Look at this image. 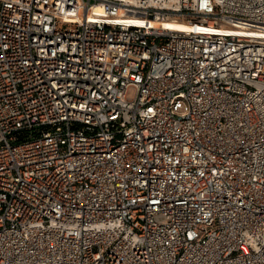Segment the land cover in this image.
<instances>
[{
	"label": "built area",
	"instance_id": "1",
	"mask_svg": "<svg viewBox=\"0 0 264 264\" xmlns=\"http://www.w3.org/2000/svg\"><path fill=\"white\" fill-rule=\"evenodd\" d=\"M0 264H264V0H0Z\"/></svg>",
	"mask_w": 264,
	"mask_h": 264
},
{
	"label": "bare ground",
	"instance_id": "2",
	"mask_svg": "<svg viewBox=\"0 0 264 264\" xmlns=\"http://www.w3.org/2000/svg\"><path fill=\"white\" fill-rule=\"evenodd\" d=\"M98 10H101L98 7ZM153 26H164L165 28H172V29H181V30H191L195 28L202 29V31H206L205 29H208L207 27H199L194 24H191L190 22L186 21L185 19H164L159 21L158 19H153L150 22ZM213 24V23H211Z\"/></svg>",
	"mask_w": 264,
	"mask_h": 264
}]
</instances>
